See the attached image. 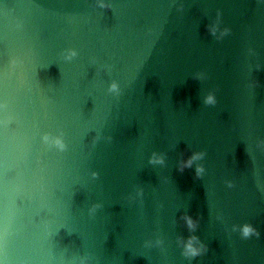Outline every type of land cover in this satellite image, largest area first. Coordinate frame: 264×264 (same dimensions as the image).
<instances>
[{
  "label": "water",
  "instance_id": "95a60500",
  "mask_svg": "<svg viewBox=\"0 0 264 264\" xmlns=\"http://www.w3.org/2000/svg\"><path fill=\"white\" fill-rule=\"evenodd\" d=\"M0 264H264V0H0Z\"/></svg>",
  "mask_w": 264,
  "mask_h": 264
},
{
  "label": "clouds",
  "instance_id": "9594fccd",
  "mask_svg": "<svg viewBox=\"0 0 264 264\" xmlns=\"http://www.w3.org/2000/svg\"><path fill=\"white\" fill-rule=\"evenodd\" d=\"M208 99L211 100V97H209ZM57 143H59V141H57ZM190 223H191V222H190ZM243 231H244L245 234H248L249 232L252 231V229H251L250 227H247V226H246V227L244 228ZM189 250H190L193 254L195 253V249H192L190 246H189Z\"/></svg>",
  "mask_w": 264,
  "mask_h": 264
}]
</instances>
